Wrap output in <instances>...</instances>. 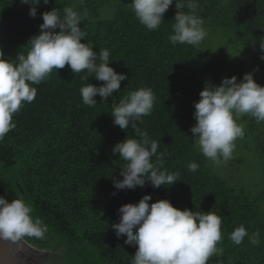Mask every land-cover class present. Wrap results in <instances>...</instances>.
Listing matches in <instances>:
<instances>
[{"label":"trees","instance_id":"obj_1","mask_svg":"<svg viewBox=\"0 0 264 264\" xmlns=\"http://www.w3.org/2000/svg\"><path fill=\"white\" fill-rule=\"evenodd\" d=\"M196 3V14L207 33L201 43L218 34L230 35L259 63L264 75L259 45L264 40V0ZM109 5L108 0H85L81 5L49 0L37 6L33 18L28 14L30 5L0 0V50L5 59L18 63V55H27L28 41L38 33L43 12L56 8L63 16L64 8L71 7L83 17L80 26L86 36L82 42L97 53L108 49L110 66L129 77L107 100L101 101L97 94L93 106L83 103L80 89L103 82L94 76L82 79L87 72L72 73L67 65L32 85L37 89L35 99L14 114L15 128L0 140V196L9 202L22 197L32 207L33 218L39 217L47 226L42 238L25 239L51 251L48 260L53 264H131L136 247L125 244L126 237L118 238L111 225L119 222L122 204L137 203L151 194L150 204L168 199L180 209L211 211L221 217L222 241L217 247L222 252L207 264H264V189L254 192L232 186L217 164L202 154L190 131L196 123L194 102L200 99V91L220 84L224 77L239 79L245 70L242 61L224 62L204 47L172 44L174 4L151 31L126 4L112 7V16L100 19V12ZM259 84L264 86V76ZM140 88H150L155 100L151 114L137 125L158 142L164 169L179 173V181L159 188L146 181L144 187L116 190L113 178H123L119 173L126 161L111 149L126 137H139L130 126L127 130L115 126L110 112L113 104ZM244 123V135L253 141L264 166V122L249 115ZM190 162L199 165L195 172L188 170ZM240 225L248 236L236 245L229 236ZM253 234H258L257 244L250 242Z\"/></svg>","mask_w":264,"mask_h":264},{"label":"clouds","instance_id":"obj_2","mask_svg":"<svg viewBox=\"0 0 264 264\" xmlns=\"http://www.w3.org/2000/svg\"><path fill=\"white\" fill-rule=\"evenodd\" d=\"M20 2L30 5L28 14L35 18L37 6L48 4L49 0ZM173 4L177 11L170 42L199 45L207 33L203 20L196 14V0H131L135 16L150 31L160 26ZM185 8L189 11L185 12ZM63 13L61 16L52 8L41 14L43 22L39 31L28 41L27 55H18V63L5 59L0 50V140L15 128L14 114L24 103L35 99L37 89L32 85L48 79L53 69L58 71L67 65L72 73L87 72L82 79L94 76L103 82L100 86L88 83L81 87L83 103L88 106L97 103V94L101 101L112 97L120 91L121 82L129 79L126 73L110 66L108 49L97 53L90 44L82 42L86 36L80 26L83 17L71 7L64 8ZM259 45L260 59L264 60V40L259 41ZM263 76L261 72L259 80ZM239 79L235 75L224 77L220 84L204 87L199 93L200 99L194 102L196 123L190 131L202 154L217 165L232 158L234 141L245 134L236 118L251 115L257 122H264V86L259 80L256 82L253 72H246ZM154 100L150 88H140L112 106L113 124L122 130L130 126L139 137H126L111 149L114 155L126 161L119 173L123 178H113L116 190H134L144 187L146 181L154 188L179 181V173L164 169V154L158 153V142L137 125L138 121L142 123L143 116L151 114ZM154 156L155 161L152 160ZM198 167L196 162L188 164L191 172ZM151 200L152 195L145 194L137 203L122 204L118 209L119 222L111 225L118 238L126 237L124 243L136 247L131 264H207L210 257L222 252L217 247L222 241L220 216L211 211L180 209L168 199L150 204ZM32 211L22 197L9 202L6 196H0V242L19 246L25 237L42 238L47 226L39 217L33 218ZM257 235L249 237L251 243H258ZM246 236L245 226L240 225L229 239L239 245Z\"/></svg>","mask_w":264,"mask_h":264},{"label":"rangeland","instance_id":"obj_3","mask_svg":"<svg viewBox=\"0 0 264 264\" xmlns=\"http://www.w3.org/2000/svg\"><path fill=\"white\" fill-rule=\"evenodd\" d=\"M85 0H72L74 5H81ZM109 7L100 12V19H108L112 16V7L118 4H126L131 6V0H108ZM220 33V32H219ZM218 38L200 43L198 46L207 49L211 55L224 62L242 61L245 65L246 72H253L256 82L259 80L261 72L260 65L255 62L251 55L245 54L242 47L236 45L228 34H218ZM221 37V38H220ZM240 77L242 79L243 77ZM239 79V80H240ZM249 115H244L236 118V122L243 126L246 131L244 120ZM235 148L232 153V158L227 163H221L218 166L219 170L224 175V179L231 183L234 187H246L251 190L260 191L264 189V166L258 152L254 148V143L250 137L243 136L235 141Z\"/></svg>","mask_w":264,"mask_h":264},{"label":"water","instance_id":"obj_4","mask_svg":"<svg viewBox=\"0 0 264 264\" xmlns=\"http://www.w3.org/2000/svg\"><path fill=\"white\" fill-rule=\"evenodd\" d=\"M50 255L51 251L40 249L25 238L19 246L0 242V264H11L15 260L26 264H53L48 260Z\"/></svg>","mask_w":264,"mask_h":264},{"label":"snow or ice","instance_id":"obj_5","mask_svg":"<svg viewBox=\"0 0 264 264\" xmlns=\"http://www.w3.org/2000/svg\"><path fill=\"white\" fill-rule=\"evenodd\" d=\"M7 264V262H6ZM11 264H26L25 261H21V260H15V261H12Z\"/></svg>","mask_w":264,"mask_h":264}]
</instances>
